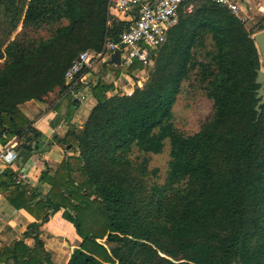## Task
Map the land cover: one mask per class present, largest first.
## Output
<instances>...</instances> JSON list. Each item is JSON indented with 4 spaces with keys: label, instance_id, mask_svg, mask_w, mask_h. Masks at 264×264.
Listing matches in <instances>:
<instances>
[{
    "label": "trees",
    "instance_id": "16d2710c",
    "mask_svg": "<svg viewBox=\"0 0 264 264\" xmlns=\"http://www.w3.org/2000/svg\"><path fill=\"white\" fill-rule=\"evenodd\" d=\"M107 3L0 0L2 144L25 136L30 143L20 148L28 156L40 132L18 105L65 90L63 74L79 53L98 54L106 38L118 40L128 22L111 18ZM191 3L153 51L151 67L137 59L125 67L129 75L146 71L130 94L115 92L103 79L114 65L100 63L87 119L56 137L73 154L53 171L45 166L38 185L0 169V192L35 218L21 239L0 245L3 264H53L39 235L59 210L82 239L65 264H264V104L257 118L261 58L252 38L264 28V13L245 20L210 0ZM185 81L198 84L213 107L191 134L173 123ZM166 143L168 167L158 183L147 156L131 155L160 154Z\"/></svg>",
    "mask_w": 264,
    "mask_h": 264
},
{
    "label": "crops",
    "instance_id": "0c3cea01",
    "mask_svg": "<svg viewBox=\"0 0 264 264\" xmlns=\"http://www.w3.org/2000/svg\"><path fill=\"white\" fill-rule=\"evenodd\" d=\"M120 66L123 69L120 75L103 76L104 80L108 78V82L113 83L115 92L117 90L120 92L119 89L122 88L124 93H128L135 85H142L146 71L138 70L129 75L125 67ZM91 74L93 73L86 74L87 84L79 89L86 95V99L83 102L78 101L77 106L72 109L69 121L67 115L74 98L70 90H64L59 86L49 92L44 100L32 99L18 105L19 110L31 121L32 127L40 132V138L36 140V145L32 144L30 154L22 156L13 167L16 172H24L28 185L34 187L39 184V176L45 166L53 171L66 155L73 154L74 149H70L69 144L63 147L56 141V137L63 134L69 123L81 127L87 119L94 104V99L90 95V85H94L99 79V74ZM43 187L44 191H47L48 186ZM34 220L35 218L25 209H14L0 192V245L9 246L21 239L22 233ZM40 230L39 238L53 264H65L70 253L79 247L82 241L73 224L62 217V210L52 214ZM23 242L33 251L36 250L32 237H23ZM0 264H3L1 258Z\"/></svg>",
    "mask_w": 264,
    "mask_h": 264
},
{
    "label": "built area",
    "instance_id": "2783aa9c",
    "mask_svg": "<svg viewBox=\"0 0 264 264\" xmlns=\"http://www.w3.org/2000/svg\"><path fill=\"white\" fill-rule=\"evenodd\" d=\"M210 1L229 9L236 15L241 10L237 0ZM191 10V0H108V15L128 22L127 27L121 31L117 41L106 38L98 54L89 50L79 53L63 74L64 86L70 90L74 99L83 102L86 95L81 90H74L73 86L77 82L87 84L86 74L95 67V63H89L91 55L99 63L106 62L117 48L120 50L123 67H128L134 59L140 61L145 68L150 67L153 51L165 42L168 30L176 23L179 12ZM83 70L87 73L80 74ZM2 138L7 139L5 134ZM29 143L25 136H13L4 144L0 143V169H13L19 160L20 145ZM17 173L16 182L25 179L24 172L17 171Z\"/></svg>",
    "mask_w": 264,
    "mask_h": 264
},
{
    "label": "rangeland",
    "instance_id": "374dc122",
    "mask_svg": "<svg viewBox=\"0 0 264 264\" xmlns=\"http://www.w3.org/2000/svg\"><path fill=\"white\" fill-rule=\"evenodd\" d=\"M237 1L239 2L241 8V10L238 12V15L241 19L254 20L255 17L264 13V0H237ZM0 26H2L1 22H0ZM18 30H20V27H18ZM0 31H1V27H0ZM41 33L43 34L45 32H41ZM89 63L90 64L95 63V67L91 71H89L93 73L91 75L99 74V72L101 71V65L98 61H96V58H94L93 55H91ZM107 65L110 66L109 64ZM152 65H153V59H152ZM121 71H123L122 67L120 68L113 66L109 70V72L106 73V75L118 76L120 75ZM85 72L87 73V71ZM144 75H146V73ZM105 81L108 82L109 81L108 78H105ZM119 90L120 92L124 93L122 88H120ZM212 110H213L212 101L206 96L205 91L195 82L185 81L182 85V90L179 93L177 100L173 106L174 126L178 130L186 134H191L198 130V128L204 122V120L211 115ZM168 152H169V146L166 143L163 152L160 154H143L142 152L134 149V152L132 153L131 156L133 159H136L137 161H141L143 158L147 156L148 169L157 170L155 180L158 183H161L165 178V174H166L165 172L168 167V161H169Z\"/></svg>",
    "mask_w": 264,
    "mask_h": 264
},
{
    "label": "water",
    "instance_id": "95a60500",
    "mask_svg": "<svg viewBox=\"0 0 264 264\" xmlns=\"http://www.w3.org/2000/svg\"><path fill=\"white\" fill-rule=\"evenodd\" d=\"M252 38L255 40L256 47L258 49V53L260 55L261 67L256 70L255 83L258 84V88L256 89V98L258 101L255 105V110L257 111V118L261 112L260 106L264 104V28L255 32L252 35ZM105 64L109 65H122L123 60L120 58V50L117 48L110 55V58L106 61ZM25 150L22 148L18 152L19 159L24 155Z\"/></svg>",
    "mask_w": 264,
    "mask_h": 264
}]
</instances>
